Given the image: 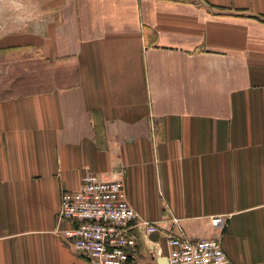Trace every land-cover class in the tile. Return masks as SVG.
<instances>
[{
  "label": "crops",
  "instance_id": "crops-1",
  "mask_svg": "<svg viewBox=\"0 0 264 264\" xmlns=\"http://www.w3.org/2000/svg\"><path fill=\"white\" fill-rule=\"evenodd\" d=\"M26 1L0 22V66L34 79L0 98V264H94L57 222L89 173L194 239L228 217L229 264H264V0ZM170 228L129 264H166Z\"/></svg>",
  "mask_w": 264,
  "mask_h": 264
},
{
  "label": "built area",
  "instance_id": "built-area-1",
  "mask_svg": "<svg viewBox=\"0 0 264 264\" xmlns=\"http://www.w3.org/2000/svg\"><path fill=\"white\" fill-rule=\"evenodd\" d=\"M64 222L71 228L62 230ZM210 222L220 234L194 239L179 218L149 221L131 205L123 179L89 173L77 190L62 191L58 232L81 259L94 264H129L144 235L159 233L164 224H171L166 233V264H229L222 244L228 217H211Z\"/></svg>",
  "mask_w": 264,
  "mask_h": 264
},
{
  "label": "rangeland",
  "instance_id": "rangeland-1",
  "mask_svg": "<svg viewBox=\"0 0 264 264\" xmlns=\"http://www.w3.org/2000/svg\"><path fill=\"white\" fill-rule=\"evenodd\" d=\"M4 3V7L0 9V22H7V18L9 15L14 16L16 20L18 21V25L24 23V21H27L29 19H35L39 18V10L33 8V6L29 5L26 0H16L15 2H19V4L14 5L12 9H8L7 6V0H1ZM7 65L2 63L0 66V98L16 95L19 93H25V92H33L34 89H15L12 91H7L5 88L7 87L8 83L16 80L24 82L20 87H23V85H30L34 84V79L30 77V75H26L23 72V68L20 69V72L17 70L15 71V74L13 73L12 77H10L7 73ZM63 191V190H62ZM62 194V192H61ZM60 210V209H59ZM57 222H58V216H57Z\"/></svg>",
  "mask_w": 264,
  "mask_h": 264
}]
</instances>
